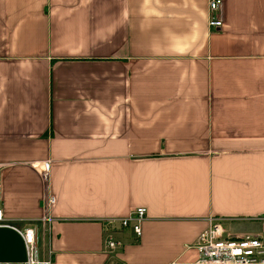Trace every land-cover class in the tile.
Instances as JSON below:
<instances>
[{"label":"crops","instance_id":"obj_1","mask_svg":"<svg viewBox=\"0 0 264 264\" xmlns=\"http://www.w3.org/2000/svg\"><path fill=\"white\" fill-rule=\"evenodd\" d=\"M223 18L208 0H0V264H27L28 227L51 264H191L214 218L264 232V0ZM141 206L109 251L104 225Z\"/></svg>","mask_w":264,"mask_h":264},{"label":"built area","instance_id":"obj_2","mask_svg":"<svg viewBox=\"0 0 264 264\" xmlns=\"http://www.w3.org/2000/svg\"><path fill=\"white\" fill-rule=\"evenodd\" d=\"M209 27L220 29L224 24L223 7L225 0H208ZM49 163L38 167L43 175L49 172ZM1 169V165H0ZM54 195H47L44 199V207L55 203ZM3 185L0 177V224L6 220L2 207ZM147 208H136L129 216L112 219L104 225L106 245L109 251H117L120 241L113 236L112 224L118 222L121 227L131 228L137 235L141 233V222L145 219ZM26 245L27 264H51L52 260H40L38 237L35 228L28 227L22 230ZM198 251V258L191 264H264V232L253 234H234L224 225L221 218H214L208 229L202 232L194 244Z\"/></svg>","mask_w":264,"mask_h":264},{"label":"rangeland","instance_id":"obj_3","mask_svg":"<svg viewBox=\"0 0 264 264\" xmlns=\"http://www.w3.org/2000/svg\"><path fill=\"white\" fill-rule=\"evenodd\" d=\"M231 227H232V230H233V231H237V230L242 229V228H241V225H235V226L232 225ZM258 233H259V232H258ZM245 234H248V233H245ZM252 234H253V233H252ZM254 234H255V233H254Z\"/></svg>","mask_w":264,"mask_h":264}]
</instances>
